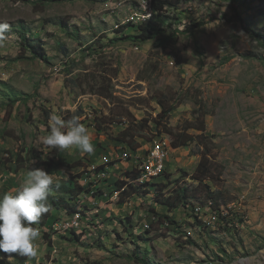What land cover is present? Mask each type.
Here are the masks:
<instances>
[{
    "label": "rangeland",
    "instance_id": "rangeland-1",
    "mask_svg": "<svg viewBox=\"0 0 264 264\" xmlns=\"http://www.w3.org/2000/svg\"><path fill=\"white\" fill-rule=\"evenodd\" d=\"M33 1L0 0V22L11 25L0 46V195L19 187L34 160L32 167L58 182L79 173L85 190L74 200V211L87 210L98 198L101 217L81 234L93 245L70 240L71 230L55 227L71 212L52 204V191V211L34 225L41 232L38 258L26 264H142L136 255L147 264H264V41L254 36L264 38V0H242L244 6L231 0H157L163 10L154 7L155 15L145 23L156 19L152 27L166 30L147 43L127 38L139 35L137 27L145 24L138 20L147 7L143 0ZM236 8L246 24L234 18ZM62 19L70 31L80 29L78 38L56 24ZM21 25L45 43L48 62L24 51ZM176 29L173 41L163 45L161 39ZM10 89L19 93L15 102ZM162 102L175 110L161 132L150 122L152 130L138 138L137 150L114 140L134 118L156 117ZM80 109L94 154L75 148L59 152L41 143L51 114L66 120L68 112ZM203 123L205 132L199 130ZM186 129L195 138L172 147L166 177L159 174L145 183L135 180L139 174L127 177V171H138L155 141L172 143L173 134ZM121 147L124 153L116 152ZM106 152L112 154L89 168ZM203 153L213 160L215 174L201 184L192 175ZM50 159H65L74 168L56 169ZM109 169L117 171L98 178ZM120 179L151 188L117 204L106 193H114ZM181 186L190 188L189 205L169 211L158 202ZM210 192L221 211L212 210ZM108 203L114 218L103 213ZM154 206L179 224L153 215Z\"/></svg>",
    "mask_w": 264,
    "mask_h": 264
},
{
    "label": "trees",
    "instance_id": "trees-1",
    "mask_svg": "<svg viewBox=\"0 0 264 264\" xmlns=\"http://www.w3.org/2000/svg\"><path fill=\"white\" fill-rule=\"evenodd\" d=\"M21 1L31 2V0H21ZM88 1H92V0H88ZM231 1H233L234 3L240 2L242 6H244L243 4H245V2H243L242 0H231ZM33 3L38 5V4H42L43 2H42V0H37V1H33ZM154 6L159 10H163L162 3L158 2L157 0L155 1ZM159 16L160 15L157 14L156 18L157 17L159 18ZM234 18L236 20H239L243 24L247 23V19L243 17V15L240 13V11L238 9L236 12V16ZM154 21H150V23H145V24H142L141 26H138L137 28L139 29V35H136V36L128 35L127 38L136 37L137 39H140L141 43H147L149 40L155 39L156 36L160 33V31H165L166 28L161 27V28L157 29L156 26L152 27V25H153L152 23ZM56 24L61 26L63 30H65L66 32H68L69 34H71L72 36H74L76 38H78L77 36L81 33L80 29H78V28L74 32L70 31L69 27H71V26L69 25L70 23L67 19H62L61 21H59ZM165 24H167V23H163V25H165ZM72 27L74 28L75 25H72ZM18 31L20 32L19 37L22 40L21 46L25 52H27L29 50V52L31 51L33 54V57H35V58H39V59H42V60L47 61V62L50 60L48 57V52L46 51V48L44 46L45 43L41 39H36V38L32 37L31 30H29L24 25L19 26ZM124 31L125 30L123 28L117 32L122 33ZM179 31H180L179 29H176L173 34L164 36L161 39V43L165 46L169 45L175 37L174 34L178 33ZM254 36H257L259 39H261L260 40L261 42L264 41V40H262V39H264L263 36L258 32L254 33ZM78 40L80 41V39H78ZM64 50H65V52L68 53V49L65 48ZM2 96H6V95L3 94ZM18 97H19V93L15 89L9 90V98L12 99V101H14V102L17 101ZM161 106H162V109L157 114L156 117L145 118V119H142L140 121H137V119L134 118L133 122H130L127 127H125L122 131H120L114 137V140L119 144H124L126 146L128 145L127 148L130 150H137L139 147L142 146L141 143H139L140 141L138 140V138L146 136L143 133L146 128H149L150 130H152L149 127L150 122H154L156 124L157 129H159L160 132L162 131L161 126L166 127L168 125V120H170V117H171L173 111L175 110V107L170 105V104L166 105L164 102L161 103ZM83 113L84 112L82 111V109H80L76 113L68 112L67 115H65V118L67 120V119H70L72 115L79 116ZM205 127L206 126L203 123L202 127H199L200 128L199 130H202L203 132H205ZM97 129L102 130L100 125L97 126ZM157 136H162V134H160V135L158 134ZM173 136H174V140L172 141V143H171V141H169V142L171 143L172 147L175 149L187 146L195 138L193 135L188 133V129L181 132L180 134H175V135L173 134ZM98 159H99V156L96 157L93 161H97ZM24 162H25V159H24ZM48 164L56 167V169H59V170H62V168L65 166H69L70 168H74V166L71 165L65 159H59L57 162H55L53 159H50L48 161ZM131 174L137 176L139 173L136 169H134L132 171H128L126 175L129 179H132ZM214 174H215V169H214L213 160L210 158L208 153H203L201 155V160L198 164L197 171L194 175H192V177L195 180H198L199 183L202 184L205 182V180H208V179L213 180ZM166 175H167V171L164 174V176L166 177ZM77 177H78V175L75 174V175L71 176L69 179L63 178L59 182V187H56L55 184L53 185V191L55 192L56 195L54 196V199L52 200V204L58 210L61 211L64 209H68L69 212H73L74 210H76V205L73 202L78 197V195H80V193H82V191L85 190L84 187H82L81 185L78 184ZM128 182L129 181L121 180L118 182V185H119V187L122 185L120 187V188H122L123 185L127 184ZM119 187H117V189H120ZM207 187L210 188L209 185H207ZM139 188H142V190L139 191ZM149 188H151L150 183L140 184L136 181L131 182V183H129L127 190H125L126 192L123 191V193L121 194V198L117 201V204L120 202H126L130 199V197H133L135 195L138 196L139 193H145L146 194V193H148V191L146 192V190H148ZM189 190H190V188L188 186H181L180 189H176L175 193H173L172 195H170L164 199H158V202L160 204H163L164 206H166L169 209V211H174L176 209H179L182 205L187 206L190 204V201H189L190 192H189ZM102 191H103V189H101V191L98 192V194H102ZM128 194H130V196L127 199ZM209 195H210L209 203L211 205L212 210L214 212L221 211V209H219L218 206L216 207L215 203H214V201L217 202L216 201V195H214L213 192H210ZM199 198L200 197L198 196L197 200H201V198L200 199ZM108 205L112 208L113 204L108 203ZM151 212H153V215H156L161 220L168 218L170 223L179 224V222L177 220H172V219H170L169 216L158 213L155 206L151 208ZM131 221H132V218H131ZM141 237L143 239L148 240L147 237H145L144 235H141ZM70 240L77 242V243L82 242L83 244H85V246L93 245L92 243H86V239L83 240L82 235L75 233V232L71 233V239ZM189 241L192 243L191 240H189ZM213 241L218 243L216 238H213ZM8 256H11L14 259V261L7 259ZM134 259H136L138 262H141L142 264H147L145 257L141 258L138 255H136L134 257ZM14 262H17L18 264H26L27 258L20 256L18 254L8 255V254L0 253V264H14ZM96 264H100V263H96Z\"/></svg>",
    "mask_w": 264,
    "mask_h": 264
},
{
    "label": "clouds",
    "instance_id": "clouds-1",
    "mask_svg": "<svg viewBox=\"0 0 264 264\" xmlns=\"http://www.w3.org/2000/svg\"><path fill=\"white\" fill-rule=\"evenodd\" d=\"M10 34L11 25L0 22V46H3ZM19 39L21 44L22 40L20 37ZM41 143L59 152L74 148L88 155L95 152L88 129L76 115L65 120L58 114H51L48 119V133L41 138ZM34 164L33 160L32 165ZM32 165L23 175L19 187L0 195V253L18 254L28 260L38 258L41 232L34 225H39L43 216L52 211L49 197L53 185L59 187V182L54 180L52 174Z\"/></svg>",
    "mask_w": 264,
    "mask_h": 264
},
{
    "label": "bare ground",
    "instance_id": "bare-ground-1",
    "mask_svg": "<svg viewBox=\"0 0 264 264\" xmlns=\"http://www.w3.org/2000/svg\"><path fill=\"white\" fill-rule=\"evenodd\" d=\"M143 2L147 4V7L144 9V7L142 6V13L138 14V16L142 15V17L138 18L139 23L148 22L156 13L155 8H154L155 6L153 5L152 0H143ZM144 3H143V5H144ZM163 141L164 142H159V144L167 145L168 142L166 140H163ZM156 156H158V148L155 146L154 148H152L149 151V153L147 155H145L143 157V159L140 160V165H139V169H138L139 175H138V177H136L135 180L139 181L140 183H145L148 179L155 178L159 174H161V173H153V171H148L149 170L148 159H154V157H156ZM93 163H100V162H93ZM113 167H115V166H113ZM106 176H107V174H105V172H101V173H99L98 178H102V177H106ZM121 180H123V179H120V181ZM130 182H132V181H129L127 184L123 185L122 188H120L122 186L121 185L119 187L120 189L116 188V191L114 193H111L110 191H108L106 193L109 196L108 199L111 201L119 200L121 198V194L123 193V191L127 190V186L129 185ZM100 203H101V201L97 198L93 201V203L89 206V208L87 210L71 212L70 215H68L67 217H65L63 219V221L60 225H57L55 227L56 231L62 232V230H64L66 232H69L71 230L72 232H75L78 234H83L86 229H89V222L90 221H97L98 219H100V217H101V215L99 213ZM87 214L89 215V217H87ZM72 220H77V222H72Z\"/></svg>",
    "mask_w": 264,
    "mask_h": 264
},
{
    "label": "built area",
    "instance_id": "built-area-1",
    "mask_svg": "<svg viewBox=\"0 0 264 264\" xmlns=\"http://www.w3.org/2000/svg\"><path fill=\"white\" fill-rule=\"evenodd\" d=\"M58 69V68H57ZM59 73V69L58 72ZM154 144L156 145V147L158 148V156L154 157V159H148L149 161V170L148 171H153V173H161V174H165L167 171V161L169 159L170 156V152L172 149V145L171 144H167V145H162L159 144V141H155ZM116 152H120V153H124V148H119ZM109 154H112V152H106L101 154L100 158H104L106 156H108ZM126 160H128L127 156H126ZM96 162V161H93ZM89 163V168H92V163ZM116 169H109L107 171H105V174L108 173H115ZM145 214V211L144 213ZM148 216L145 214V218H147ZM72 222H77V220H72Z\"/></svg>",
    "mask_w": 264,
    "mask_h": 264
},
{
    "label": "crops",
    "instance_id": "crops-1",
    "mask_svg": "<svg viewBox=\"0 0 264 264\" xmlns=\"http://www.w3.org/2000/svg\"><path fill=\"white\" fill-rule=\"evenodd\" d=\"M127 204H128V203H126L125 205L128 206ZM109 208H110V207L106 208L105 211H103V213H104V214H105V213H106V214L109 213V214H111L112 218H114V217H113V214L111 213V212L113 211V208H112L111 210H110ZM115 212H116V211H115ZM106 214H105V215H106Z\"/></svg>",
    "mask_w": 264,
    "mask_h": 264
}]
</instances>
